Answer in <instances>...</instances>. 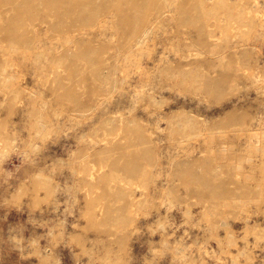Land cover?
I'll return each instance as SVG.
<instances>
[{
    "label": "rangeland",
    "instance_id": "374dc122",
    "mask_svg": "<svg viewBox=\"0 0 264 264\" xmlns=\"http://www.w3.org/2000/svg\"><path fill=\"white\" fill-rule=\"evenodd\" d=\"M23 1L0 264H264V0Z\"/></svg>",
    "mask_w": 264,
    "mask_h": 264
},
{
    "label": "bare ground",
    "instance_id": "6f19581e",
    "mask_svg": "<svg viewBox=\"0 0 264 264\" xmlns=\"http://www.w3.org/2000/svg\"><path fill=\"white\" fill-rule=\"evenodd\" d=\"M6 2L8 3L9 0H6ZM57 2H58V0H45L44 1V4H45V7H48L50 9H55L56 6H57L56 5ZM60 2H61L62 5L69 3L70 6H67V7H71L72 3H77L76 0H71L72 3L69 2V0H66L65 2L61 0ZM35 4H37V1L36 0H24L22 2L21 6L24 7V8L33 9Z\"/></svg>",
    "mask_w": 264,
    "mask_h": 264
}]
</instances>
